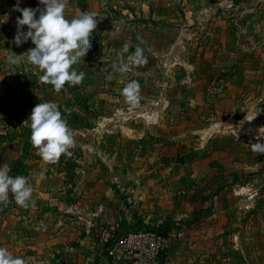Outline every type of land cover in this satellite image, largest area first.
I'll return each mask as SVG.
<instances>
[{"label":"rangeland","instance_id":"rangeland-1","mask_svg":"<svg viewBox=\"0 0 264 264\" xmlns=\"http://www.w3.org/2000/svg\"><path fill=\"white\" fill-rule=\"evenodd\" d=\"M99 2L67 0L64 10L98 15L92 47L73 65L80 83L56 91L41 81L30 39L11 38L0 53L10 78L0 81V164L28 177L35 202L22 207L10 192L0 203V246L40 250V236L59 234L53 248H74L85 264L106 228L157 226L171 240L208 218L210 258L264 264V153L250 148L264 139V0ZM137 46L146 62L119 72L114 63ZM11 51L19 64L6 62ZM130 80L140 85L135 104L120 92ZM41 101L58 105L74 136L55 161L38 155L25 121Z\"/></svg>","mask_w":264,"mask_h":264},{"label":"clouds","instance_id":"clouds-1","mask_svg":"<svg viewBox=\"0 0 264 264\" xmlns=\"http://www.w3.org/2000/svg\"><path fill=\"white\" fill-rule=\"evenodd\" d=\"M66 4L67 0H38L37 7H21L20 0H16L13 5V9L21 13L16 17L13 41L19 46L31 40L34 47L27 51V60L42 70L40 80L51 84L56 91H60L66 83L75 85L82 81L85 73L73 65L92 47L91 36L98 23V15L86 10L67 18L64 14ZM24 26H27L26 30ZM123 47L127 52L129 46L125 44ZM143 52V48L137 46L126 58L121 55L120 62L114 63V67L121 73L129 71V61L132 64L146 62ZM5 59L11 65L20 63L18 55L12 51ZM139 88L138 81L130 80L120 92L129 103L135 104L139 99ZM25 121L31 129L30 140L42 159L55 161L62 154L70 153L74 145L73 132L55 102H39ZM259 135L264 137V132L260 131ZM250 148L254 153H264V139H257L250 144ZM10 171L9 165L0 164V203L7 204L11 192V199L18 205L29 207L34 204L31 199L33 187L28 177L13 176ZM0 264H25V259L0 246Z\"/></svg>","mask_w":264,"mask_h":264},{"label":"crops","instance_id":"crops-1","mask_svg":"<svg viewBox=\"0 0 264 264\" xmlns=\"http://www.w3.org/2000/svg\"><path fill=\"white\" fill-rule=\"evenodd\" d=\"M30 0H20V4L23 3L24 5L29 6ZM157 3H161L164 0H156ZM16 3V0H0V53L3 51V46L11 45L10 39L14 37L16 33V17L20 16L21 13L18 11H15L13 9V5ZM101 5H108L109 0H100L99 2ZM168 6L170 7V3H168ZM248 10V8H247ZM246 10V11H247ZM249 12V11H248ZM247 12V13H248ZM8 17V18H7ZM3 23V25H2ZM15 45V44H14ZM12 47V46H11ZM15 47V46H13ZM1 55V54H0ZM2 58V57H0ZM2 59H0L1 61ZM8 74H2L0 72V81L6 79H10ZM6 91L1 90V95L8 96V92L5 94ZM150 220V221H149ZM149 220H143L144 223H153L154 220L150 218ZM152 220V221H151ZM220 222L217 221L216 227L220 226ZM190 233L186 234L184 238H169V233L166 234L168 246L165 252L160 257L157 264H226L225 261L219 260L216 258H210V253L208 249L206 250L205 245L208 244V241L212 238H216L215 234H210L209 232V223L208 218H201L199 223L195 224H189ZM145 228H158L155 226H143L142 228H137L144 230ZM197 231H194L196 230ZM112 229V228H111ZM114 233L120 237L128 232H119L117 230H114ZM166 232V230H164ZM165 236V237H166ZM218 236V235H217ZM237 234L233 235V239H237ZM41 239H43L44 244H42V248L39 250L37 248L28 247V250L26 251H20V250H14L13 255L14 256H21L20 254H23L25 257V264H81V254H75L74 248L72 250H60L53 248L54 245H57L60 243V240H63L64 237L60 236L59 234L56 236H48V235H42L40 236ZM52 237V238H50ZM181 237V236H179ZM219 238V237H217ZM170 241H180L185 244L184 248L181 246H178L176 244H173L174 242ZM212 241V240H211ZM95 247L93 253L89 255L88 263L85 264H129V258L127 256L122 257L120 260H108L104 257H102L100 248L98 247L97 243L93 245ZM238 250V249H235ZM20 251V252H18ZM220 251V250H219ZM224 251V249H223ZM94 252H96L95 256L93 255ZM220 254V252H219ZM97 255V256H96ZM33 256L41 257L42 260L40 262L35 261ZM92 256H94V259H92ZM211 257H218L217 255H213ZM225 256H222V258ZM31 258L30 260H28ZM91 259V260H90ZM91 261V262H89ZM122 261V262H120Z\"/></svg>","mask_w":264,"mask_h":264},{"label":"built area","instance_id":"built-area-1","mask_svg":"<svg viewBox=\"0 0 264 264\" xmlns=\"http://www.w3.org/2000/svg\"><path fill=\"white\" fill-rule=\"evenodd\" d=\"M97 245L102 257L129 258V264H157L168 246L167 238L153 229L128 232L118 237L110 228L103 230Z\"/></svg>","mask_w":264,"mask_h":264},{"label":"trees","instance_id":"trees-1","mask_svg":"<svg viewBox=\"0 0 264 264\" xmlns=\"http://www.w3.org/2000/svg\"><path fill=\"white\" fill-rule=\"evenodd\" d=\"M146 229H153V230H156L157 232H159V233H161L162 235L166 236V235L164 234V231H162V229H158V228H145L144 230H146ZM165 233H166V232H165Z\"/></svg>","mask_w":264,"mask_h":264}]
</instances>
